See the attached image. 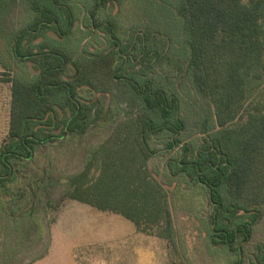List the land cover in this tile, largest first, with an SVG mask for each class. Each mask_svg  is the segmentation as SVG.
Wrapping results in <instances>:
<instances>
[{"label":"trees","instance_id":"1","mask_svg":"<svg viewBox=\"0 0 264 264\" xmlns=\"http://www.w3.org/2000/svg\"><path fill=\"white\" fill-rule=\"evenodd\" d=\"M87 1L93 27L112 47L78 58L61 45L77 27L75 0H0V82L10 84L0 216L24 197L13 187L41 148L84 135L101 118L113 128L67 177L65 198L118 215L175 249L171 199L180 188L200 201L198 229L209 247L226 252L227 264H264V245L248 247L264 215V0H166L181 23L184 74L212 118L197 144L185 139L179 83L158 78L174 60L170 36L147 23L121 37L119 20L98 13L125 0ZM19 4L27 19L10 28ZM153 140L178 149L166 163L172 188L149 168L158 154Z\"/></svg>","mask_w":264,"mask_h":264},{"label":"rangeland","instance_id":"2","mask_svg":"<svg viewBox=\"0 0 264 264\" xmlns=\"http://www.w3.org/2000/svg\"><path fill=\"white\" fill-rule=\"evenodd\" d=\"M90 3L75 0L77 27L61 43L78 58L106 52L112 47L109 36L93 27ZM98 14L102 21L108 16L118 19L121 37H126L130 30H144L147 23L170 36L174 60L163 63L158 78L164 83L169 78L179 83L178 94L187 120L185 139L197 144L202 138V123L209 125L212 118L184 74L187 49L181 23L170 3L125 0ZM27 16L28 10L19 4L10 17V28L19 27ZM2 74L0 66V77ZM100 98L107 102L104 96ZM9 101L10 84L0 82V142L7 132ZM97 121L84 135L64 137L41 148L34 160L23 166L24 178L17 181L12 191L14 197L19 193L24 197L15 211L10 208L5 210L7 215L0 216V264H227L226 252L209 247L198 229L200 201L193 193L176 188L171 199L177 231L175 249L163 239L137 232L128 220L118 215L64 197L67 177L83 168L90 150L109 135L114 125L101 118ZM152 144L158 154L149 161V168L171 186L166 163L177 157L178 149L166 150L158 140ZM206 213L204 209L202 214ZM259 244L264 245V215L254 226L248 247L252 249Z\"/></svg>","mask_w":264,"mask_h":264}]
</instances>
